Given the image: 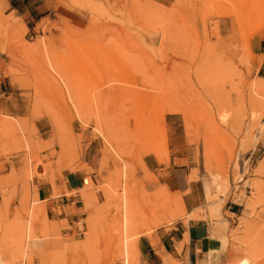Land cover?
<instances>
[{"label": "rangeland", "instance_id": "1", "mask_svg": "<svg viewBox=\"0 0 264 264\" xmlns=\"http://www.w3.org/2000/svg\"><path fill=\"white\" fill-rule=\"evenodd\" d=\"M0 80V264H124L121 205L139 264L188 216L168 170L219 238L210 264H264V0H0ZM68 171L72 225L48 200Z\"/></svg>", "mask_w": 264, "mask_h": 264}, {"label": "crops", "instance_id": "2", "mask_svg": "<svg viewBox=\"0 0 264 264\" xmlns=\"http://www.w3.org/2000/svg\"><path fill=\"white\" fill-rule=\"evenodd\" d=\"M2 87L0 80V91H2ZM177 175L172 170H168L165 185L171 191H186L182 197L188 216L178 219L170 227L158 229L156 232L157 240L154 244L146 238L143 244L140 237L138 245L141 261L139 264H163L160 256L164 255L169 257L170 262L210 264L215 260L212 258L214 256L213 252L221 249L219 238L211 235L212 230L208 216L206 215L205 218L189 216L195 214L199 200L193 194L194 185L184 184L182 179ZM63 186L65 191L61 195L48 198V200L53 203V207H58L61 210L56 220H66L69 225H72L76 221L77 214L66 213L64 208L70 209L73 206L75 209H78L77 204L81 199L76 193L82 187V175L75 173V171L66 172L63 176ZM36 194L39 201H44L47 195L50 194V189L46 186H39ZM226 211L229 214L238 215L242 213L243 209L237 206H227ZM49 212L51 215H54L51 211ZM220 263L222 262L220 261Z\"/></svg>", "mask_w": 264, "mask_h": 264}, {"label": "bare ground", "instance_id": "3", "mask_svg": "<svg viewBox=\"0 0 264 264\" xmlns=\"http://www.w3.org/2000/svg\"><path fill=\"white\" fill-rule=\"evenodd\" d=\"M262 20V19H261ZM261 22V21H260ZM182 25V24H181ZM92 26V25H91ZM258 28V27H257ZM184 29V28H183ZM187 30V29H186ZM164 32V31H163ZM164 34V33H163ZM149 35V34H148ZM152 36V35H151ZM150 37V36H149ZM227 60V59H226ZM227 63V62H226ZM42 64V63H41ZM51 64V63H50ZM220 64H222V63H220ZM225 64V63H224ZM238 64V63H237ZM45 65V64H44ZM52 65V64H51ZM224 65H222V69L224 68V70H225V67H223ZM226 66H228L227 64H226ZM229 67H231V66H229ZM46 68V67H45ZM232 68V67H231ZM229 69V68H228ZM235 71H237V70H235ZM228 74H229V72H227ZM233 73V75H232V77L234 78V74H236V72H232ZM260 83L261 82H259V85H260ZM65 86H66V82H65V84H64ZM251 86V85H250ZM256 87V86H255ZM71 88V87H70ZM69 88V89H70ZM172 88V87H171ZM170 96H169V99H167L166 101L168 102V104H173V103H175V99H173V97H174V93H173V91H171V94H169ZM72 96V95H71ZM250 96V95H249ZM99 97V96H98ZM89 99V98H88ZM98 99V98H97ZM94 103V102H93ZM97 104V103H96ZM88 105H90V104H88ZM220 105V104H219ZM219 105H217V107L219 106ZM221 106V105H220ZM224 106H225V104H224ZM223 107V106H222ZM228 108V107H227ZM220 113V112H219ZM101 116V115H100ZM220 118L222 119H224V116L223 115H220ZM25 128V127H24ZM25 130H27V129H25ZM24 133V132H23ZM28 144V143H27ZM28 146H29V144H28ZM128 189V188H127ZM126 189V190H127ZM126 190H124V191H126ZM129 193V191H127V194ZM125 194V193H124ZM126 195V194H125ZM125 198V197H124ZM126 199V198H125ZM124 199V200H125ZM128 200V199H127ZM123 202V201H122ZM124 203H127L126 201H124ZM129 207V206H128ZM128 207H126V205H121V212H122V215H121V227H122V231H123V235H122V241H121V245H122V252H124V255H123V258H124V264H130V257H132L131 255H129V253H128V242H127V233H128V214H129V210H128ZM30 223V222H29ZM30 227V226H29ZM29 229V228H28ZM27 230V229H26ZM30 232V231H29ZM30 236V235H29ZM20 241V240H19ZM21 242V241H20ZM19 244H22V243H19ZM19 247H18V249H19V251H18V249H17V251L20 253V256H21V252H23V246H20V245H18ZM27 247H26V251H27ZM45 249H37L36 251H34V250H32V254L35 252V253H38L39 251H44ZM21 251V252H20ZM17 253V252H16ZM19 253H17V255H15V256H17L16 257V259L18 258V256H19ZM27 253V252H26ZM25 253V254H26ZM119 253V252H118ZM32 254L29 256V259L30 260H32L33 259V256H32ZM10 259V258H9ZM9 259L6 261V263L5 264H10V262H9ZM14 259V258H13ZM13 259H12V261H13ZM54 260V259H53ZM15 261V260H14ZM13 261V262H14ZM12 263V262H11ZM49 263H52L53 264V262H49ZM48 263V264H49ZM239 264H245V260H242V261H240V263Z\"/></svg>", "mask_w": 264, "mask_h": 264}, {"label": "built area", "instance_id": "4", "mask_svg": "<svg viewBox=\"0 0 264 264\" xmlns=\"http://www.w3.org/2000/svg\"><path fill=\"white\" fill-rule=\"evenodd\" d=\"M252 154H253V151L250 152L249 157H251ZM21 264H25V262L22 261Z\"/></svg>", "mask_w": 264, "mask_h": 264}]
</instances>
